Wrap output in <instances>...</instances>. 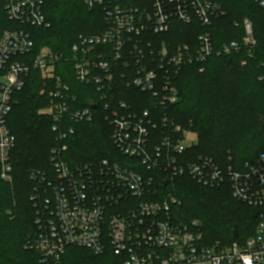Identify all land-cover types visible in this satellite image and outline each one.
Listing matches in <instances>:
<instances>
[{
  "label": "built area",
  "instance_id": "obj_1",
  "mask_svg": "<svg viewBox=\"0 0 264 264\" xmlns=\"http://www.w3.org/2000/svg\"><path fill=\"white\" fill-rule=\"evenodd\" d=\"M264 10V0H249ZM92 10L102 7L106 29L81 35L66 59L45 48L29 64L17 60L31 55L34 42L25 30L0 34V166L1 178L12 173L10 154L15 137L8 128L14 95L23 90L31 70L55 85L50 114L56 146L51 151V175L40 178L43 190L31 197L37 232L26 249L39 254L41 264H62L66 251L86 249L96 256L108 248L120 264H264V154L240 170L220 167L207 157H194L186 145L189 128L177 125L164 110L179 98L176 80L190 65H203L214 55L251 52L257 46L250 20L236 22L242 38L217 49L210 31L196 42L178 46L151 36L168 33L174 20L198 21L208 29L226 15L210 0H85ZM9 21L26 27H49L43 0H0ZM63 59L72 66L76 81L94 85L97 100L73 109L76 97L55 74ZM124 89L136 90L156 102L136 108L124 100ZM130 96H127V99ZM92 105L96 109H92ZM102 108L112 128V141L127 165L102 160L70 166L64 155L74 124L89 123ZM190 177L208 188L227 183L238 201L258 209L254 235L231 244L209 242L202 223L176 222L173 206L181 204L171 184ZM166 188V190H165ZM169 188V189H168Z\"/></svg>",
  "mask_w": 264,
  "mask_h": 264
},
{
  "label": "trees",
  "instance_id": "obj_2",
  "mask_svg": "<svg viewBox=\"0 0 264 264\" xmlns=\"http://www.w3.org/2000/svg\"><path fill=\"white\" fill-rule=\"evenodd\" d=\"M210 1L219 3L226 11L210 28H203L198 21L187 25L174 20L168 33L150 37L178 46L196 42L198 35L207 30L220 49L242 38L243 28L235 23L248 19L253 24L257 46L251 54L243 51L214 55L203 65L184 67L176 80L178 101L163 111L177 125L196 133L198 141L191 150L194 157H207L220 167L240 170L264 154V10L249 0ZM43 12L49 27H26L9 21L0 7V34L25 30L34 42L32 54L17 60L30 64L45 48L68 59L81 35H94L106 29L103 8L90 10L85 0H43ZM66 59L56 65L55 74L76 97L72 108H88L90 101L97 100L96 87L78 83ZM202 68L204 71L200 72ZM54 90L52 79L31 70L23 90L14 95L8 128L16 140L10 154L15 185L12 188L0 177V264H41L39 254L26 249V245L37 232L31 197L44 189L40 178L34 176L51 175V151L57 143L52 115L44 112H50L55 102ZM123 90V99L137 105L136 108H149L156 102L136 90ZM93 114L92 122L74 124L75 134L68 140L64 160L70 166L102 160L127 165V158L112 141V128L105 120V112L100 107ZM171 188L181 201L172 208L176 222L200 221L209 242L231 244L235 241L234 227H238L239 239L254 235L261 212L235 199L228 183L208 188L183 177L176 179ZM120 263L110 248L96 256L86 249L71 247L62 259V264Z\"/></svg>",
  "mask_w": 264,
  "mask_h": 264
},
{
  "label": "rangeland",
  "instance_id": "obj_3",
  "mask_svg": "<svg viewBox=\"0 0 264 264\" xmlns=\"http://www.w3.org/2000/svg\"><path fill=\"white\" fill-rule=\"evenodd\" d=\"M200 72H203L204 70H203V68L202 69H200L199 70ZM45 113H50L48 110H46V111H44ZM191 131L193 132V130L191 129ZM197 141H198V138H197V135H196V133H191V134H189V135H187V137H186V145L189 147V148H192V147H194V145H196V143H197ZM0 171H1V166H0ZM1 174V173H0ZM1 177V176H0ZM2 179V178H1ZM2 181H4L5 183H7V184H9L12 188H13V186L15 185V182H14V180H13V176H12V174L6 179V180H3L2 179Z\"/></svg>",
  "mask_w": 264,
  "mask_h": 264
},
{
  "label": "water",
  "instance_id": "obj_4",
  "mask_svg": "<svg viewBox=\"0 0 264 264\" xmlns=\"http://www.w3.org/2000/svg\"><path fill=\"white\" fill-rule=\"evenodd\" d=\"M92 109H96V106L95 105H92ZM233 236H234V238H237L239 236L238 227H234V229H233Z\"/></svg>",
  "mask_w": 264,
  "mask_h": 264
}]
</instances>
